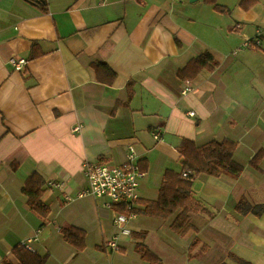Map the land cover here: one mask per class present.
<instances>
[{
    "label": "crops",
    "instance_id": "1",
    "mask_svg": "<svg viewBox=\"0 0 264 264\" xmlns=\"http://www.w3.org/2000/svg\"><path fill=\"white\" fill-rule=\"evenodd\" d=\"M241 1L218 12L204 0H0V264H21L15 249L26 245L46 264H149L139 242L161 264H239L231 256L264 264V215L236 210L243 198L264 205V156L251 165L264 153V35L244 47L264 30V3L244 11ZM206 52L214 71L178 76ZM13 58L27 61L23 71ZM97 63L117 74L113 84L98 79ZM183 140H231L244 167L239 178L191 171L194 195L213 216L191 214L186 235L171 231L173 219L118 226L107 199L77 198L86 162L121 166L132 147L147 167L139 198L157 200L165 172L183 171ZM33 173L46 184V218L24 194ZM63 228L84 230L85 249ZM113 238L120 251L104 247Z\"/></svg>",
    "mask_w": 264,
    "mask_h": 264
},
{
    "label": "trees",
    "instance_id": "2",
    "mask_svg": "<svg viewBox=\"0 0 264 264\" xmlns=\"http://www.w3.org/2000/svg\"><path fill=\"white\" fill-rule=\"evenodd\" d=\"M218 12L227 10L219 3V0H204ZM259 0H242L240 7L244 11L250 10L257 5ZM218 67V62L214 56L206 52L193 60L188 65L178 71V76L183 80H194L203 70L214 71ZM98 79L105 84L114 83L117 74L106 64L97 63L94 65ZM104 70V71H103ZM238 144L225 140L223 142L213 141L205 146L199 147L192 140H183L179 147L182 157L183 171L176 173L167 170L164 174V181L159 190V197L155 201L139 199L133 211L124 208H117L123 214H135L158 220L168 221L173 219L171 230L179 235H186L193 229L191 224V214L213 216L212 212L199 201L193 191V182L184 177V173L192 171L195 176L207 175L211 177L229 176L239 178L244 167L235 161V153ZM264 153L260 151L252 159L251 165L258 167ZM145 169L146 166H142ZM143 168V169H144ZM45 181L38 173H33L25 186L24 194L27 197L29 207L38 215L46 218L51 213L50 207L44 203L43 196L46 192ZM236 210L243 214L264 215V205L252 206L243 198L236 206ZM64 239L72 244L76 249L83 250L86 247V232L79 228H63L61 230ZM145 233L135 234V238L143 239ZM138 252L149 264H161V259L157 257L143 242L137 243ZM15 254L21 264H46V258L33 254L25 246L15 249ZM239 264H250L243 259L231 256ZM6 264H12L7 262Z\"/></svg>",
    "mask_w": 264,
    "mask_h": 264
},
{
    "label": "built area",
    "instance_id": "3",
    "mask_svg": "<svg viewBox=\"0 0 264 264\" xmlns=\"http://www.w3.org/2000/svg\"><path fill=\"white\" fill-rule=\"evenodd\" d=\"M239 28V26H238ZM237 28V29H238ZM257 37L255 40L245 39L244 47L252 49L261 45L260 37L264 35V30L257 31ZM10 64L17 72L24 70L27 61L25 59H11ZM191 91L189 83H186L184 94ZM194 117L193 112L189 113ZM81 128L76 127L74 131H79ZM162 136V129L157 128L153 131V137L156 140H160ZM83 173L87 180V186L77 194V198L82 199L86 197H93L96 199H107L108 203L105 206L108 208L117 207L124 208L127 211H133L136 206V202L139 198V188L141 182L147 177V172L142 168L136 151L130 147L126 162L121 166L103 164V163H90L86 162L83 165ZM184 177L187 179L193 178V173L187 171L184 173ZM50 188H62L63 184L57 182H50ZM68 201H72L71 197L67 198ZM115 218V224L122 226L131 219L137 218V215L117 213ZM124 234L128 232L123 230ZM25 247H28L26 245ZM106 249L112 251H120L117 238L107 240L104 243Z\"/></svg>",
    "mask_w": 264,
    "mask_h": 264
},
{
    "label": "rangeland",
    "instance_id": "4",
    "mask_svg": "<svg viewBox=\"0 0 264 264\" xmlns=\"http://www.w3.org/2000/svg\"><path fill=\"white\" fill-rule=\"evenodd\" d=\"M240 0H220L219 1V3L220 4H226V3H230V4H234V3H237V2H239ZM263 3H264V0H261ZM138 218V219H137ZM137 220L138 221H136V222H140V223H142V222H152V221H154V220H156V219H152V218H148V217H144V216H137ZM148 220H150V221H148ZM162 224H166V223H162ZM147 226L148 227H154V226H152L151 225V223H148L147 224ZM172 231V230H171ZM173 232V231H172ZM174 233V232H173Z\"/></svg>",
    "mask_w": 264,
    "mask_h": 264
}]
</instances>
